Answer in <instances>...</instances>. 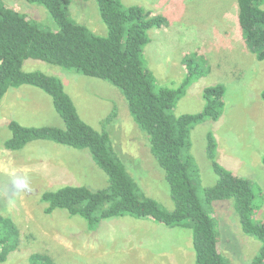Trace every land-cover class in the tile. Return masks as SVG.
<instances>
[{"label":"rangeland","instance_id":"1","mask_svg":"<svg viewBox=\"0 0 264 264\" xmlns=\"http://www.w3.org/2000/svg\"><path fill=\"white\" fill-rule=\"evenodd\" d=\"M4 3L45 27L57 25L44 6L27 0ZM161 14L166 24L149 30L144 47L145 65L161 86L176 88L186 75L183 60L194 56L200 76L192 80L174 107L175 114L203 109L204 88L218 83L226 87L223 114L216 121L196 124L190 134L191 153L198 167L199 196L215 184L218 175L207 156V134L217 140L215 159L234 174L249 178L262 206L255 214L264 222V60L245 42L238 21V0H122ZM70 17L95 34L108 33L96 0H71ZM26 71L39 70L60 78L81 117L101 130L109 121L114 146L142 190L168 210L175 205L165 172L151 153L144 133L134 124L126 98L107 80L87 76L55 63L27 59ZM27 126L64 123L51 97L32 85L11 87L0 101V213L13 219L20 230L18 247L0 264H28L32 252L50 254L58 264H195L192 230L169 227L150 218L131 215L101 221L89 229L79 215L57 208L45 211L42 193L59 186L86 185L103 188L108 176L87 150L51 140H33L20 150L5 148L8 123ZM219 231V247L231 264H251L261 242L247 235L235 211L234 201L216 200L211 205Z\"/></svg>","mask_w":264,"mask_h":264},{"label":"trees","instance_id":"2","mask_svg":"<svg viewBox=\"0 0 264 264\" xmlns=\"http://www.w3.org/2000/svg\"><path fill=\"white\" fill-rule=\"evenodd\" d=\"M27 1L47 8L57 27H45L0 0V101L11 87L27 84L40 88L51 97L64 127L27 126L13 119L8 123L11 135L5 140V148L20 150L33 140H51L89 151L108 176V185L103 188L66 184L44 191L41 199L46 203L45 211L52 213L60 208L72 216H82L91 230L104 219L124 215L150 218L169 227H188L192 230L195 264H231L220 251L211 205L216 200L232 199L243 231L261 242L251 264H264V222L255 217L262 202L257 201L249 178L234 174L215 159L217 140L212 132L207 134V156L218 180L205 188L204 199L197 191L198 167L190 152V134L196 124L220 118L226 87L222 83L205 87L203 109L178 115L174 112L176 103L201 74L195 57L188 55L183 60L186 75L176 88L159 85L145 65L149 30L163 27L165 17L139 4L96 0L108 28L107 35L102 36L70 17L71 0ZM238 5L243 38L256 58L263 61L264 0H238ZM30 58L107 80L121 91L134 124L146 136L151 153L165 172L174 209H165L147 195L128 171L107 128L116 108L98 130L81 117L60 78L23 69ZM261 97L264 100V90ZM19 238L20 230L13 219L0 213V262L18 247ZM28 264L58 263L50 254L37 251L30 254Z\"/></svg>","mask_w":264,"mask_h":264}]
</instances>
